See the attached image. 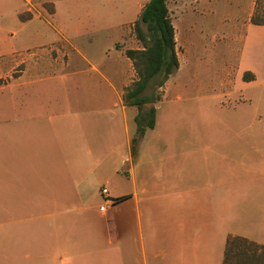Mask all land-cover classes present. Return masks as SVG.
<instances>
[{
	"label": "crops",
	"instance_id": "1",
	"mask_svg": "<svg viewBox=\"0 0 264 264\" xmlns=\"http://www.w3.org/2000/svg\"><path fill=\"white\" fill-rule=\"evenodd\" d=\"M148 1L52 0L38 15L31 8L26 17L18 14L24 24L45 14L47 29L25 48L0 53L10 59L0 79L15 87L58 80L62 96L47 105L50 85L28 89L27 105H0V264H223L230 237L264 247V222L240 217L236 186L137 180L139 149L158 126L160 105H153L155 125L133 153L138 108L122 96L137 80L125 51L142 48L133 27ZM250 3L231 84L264 78V66L243 65L264 52V25L250 21L257 0ZM169 125L172 133L173 109ZM99 143L102 159L92 168ZM114 176L124 187L108 186ZM258 210L264 204L250 215Z\"/></svg>",
	"mask_w": 264,
	"mask_h": 264
},
{
	"label": "rangeland",
	"instance_id": "2",
	"mask_svg": "<svg viewBox=\"0 0 264 264\" xmlns=\"http://www.w3.org/2000/svg\"><path fill=\"white\" fill-rule=\"evenodd\" d=\"M51 1L0 0L1 54L25 48L31 44L28 40L44 33L47 29L45 14L30 24L22 23L18 14L26 17L29 14L26 10L31 8L38 15L51 8ZM250 2L167 0L180 63L163 87L157 88L159 78H155L144 92L152 103L145 105L143 112L160 105L159 123L155 130L147 131L139 149L141 162L136 177L139 182L148 184L181 181L234 185L239 189L236 199L242 203L240 217L251 216L259 226L264 222V212L250 213L264 204V78L253 86L245 85L241 79L231 84L238 61L242 24ZM255 12L264 17V0L258 3ZM115 36L114 31L109 32L108 45L114 42ZM133 36L136 39L134 31ZM9 65L8 57L0 59V70L6 71ZM243 65L264 66V52L260 58L249 56ZM23 68L20 66L16 70ZM17 75L15 72L12 76ZM9 81V77L0 79V85H5L0 89V105H27L28 89H47L50 85L54 89L44 96L47 105L56 104L62 96L58 80L23 87H15ZM158 96L159 101L156 100ZM119 144L113 143L115 153H121ZM104 147L99 143V149L93 150L88 160L90 167L96 165L94 161H101ZM126 183L120 176H114L108 186L120 188ZM101 184L102 181H95L96 187ZM91 199L96 205L102 202L99 195ZM39 222L43 226L44 220ZM246 247L240 245L235 249L242 251Z\"/></svg>",
	"mask_w": 264,
	"mask_h": 264
},
{
	"label": "trees",
	"instance_id": "3",
	"mask_svg": "<svg viewBox=\"0 0 264 264\" xmlns=\"http://www.w3.org/2000/svg\"><path fill=\"white\" fill-rule=\"evenodd\" d=\"M261 1L257 0V5ZM250 21L254 25H264V17L256 12ZM133 29L142 48L125 51L126 56L132 61L137 80L126 89L122 100L124 105L138 108V114L134 118L136 134L131 142L134 153L146 129H152L155 125V108L151 106L146 112L142 111L145 105L152 103L144 92L155 78H159L156 82L157 88L163 87L178 69L179 60L167 0H149L135 21ZM248 76L251 75L245 73L243 79L247 80ZM156 100L159 101L160 97L158 96ZM240 245L247 246L246 250L235 249ZM223 264H264V247L253 245L245 239L230 237L227 239Z\"/></svg>",
	"mask_w": 264,
	"mask_h": 264
},
{
	"label": "built area",
	"instance_id": "4",
	"mask_svg": "<svg viewBox=\"0 0 264 264\" xmlns=\"http://www.w3.org/2000/svg\"><path fill=\"white\" fill-rule=\"evenodd\" d=\"M102 194L106 195L107 194V189L103 188L102 189ZM108 198V197H107ZM104 209V206H101L100 207V210H103Z\"/></svg>",
	"mask_w": 264,
	"mask_h": 264
}]
</instances>
